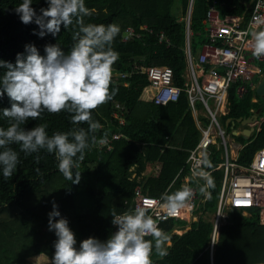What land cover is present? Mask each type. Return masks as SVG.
Masks as SVG:
<instances>
[{
    "label": "trees",
    "instance_id": "16d2710c",
    "mask_svg": "<svg viewBox=\"0 0 264 264\" xmlns=\"http://www.w3.org/2000/svg\"><path fill=\"white\" fill-rule=\"evenodd\" d=\"M210 1L194 0L192 28L194 35H199L195 49L202 44L200 25ZM218 1L225 6L223 15L240 14L246 9L245 5L231 9L235 0ZM22 2L0 0V60L15 64L17 54H25L26 45H34L41 55L46 54L45 46L50 44H58L68 53L73 45L72 29L65 30L61 26L56 36L50 33L39 36L40 29L34 22L28 25L21 22L16 8ZM174 3L175 0H85L91 12L85 23L120 27L112 45L119 54L113 65L112 86L117 90L116 95L92 113L101 129L96 133L97 143L86 150L78 184L63 177L54 154L42 150L25 156L18 145H12L19 152L20 164L8 180L0 170V264H52L57 240L55 232L49 230L53 202L61 217L67 219L79 248L85 239L106 241L117 231L111 213L113 209L117 214L132 211L138 188L159 196L182 170L188 149L198 143L200 131L186 94L183 93L177 102L157 105L154 100L157 87L150 83L147 75L149 66L168 65L174 70L176 83L184 84L181 73L185 67V23L173 13ZM181 3L186 13L190 0ZM47 6L46 0H33L32 3L37 15ZM143 25L149 30L143 29ZM128 27L142 37L126 38L124 32ZM161 31L170 38L171 45L159 43L156 34ZM4 72L5 69L0 68V76ZM122 74L126 77L123 78ZM255 95L250 92L247 97L239 98L232 92L229 117H248L252 114L251 108L262 107L259 97V102L251 101ZM10 107L11 102L5 93L0 98V126H8L2 109ZM39 124L48 125L49 136L75 127H88L87 124L73 125L70 114L65 112H45L42 119L29 120L24 127L30 130ZM105 132L107 141L113 146L110 150L106 146L99 148V140L104 138ZM262 151L264 126L243 149L240 161L249 164L256 153L252 164L257 168ZM37 155L39 163L36 162ZM155 167L158 169L156 174L153 173ZM151 168H154L152 176L139 178ZM133 173L138 177L132 178ZM220 174L216 173L210 198L204 205L205 212L210 214L217 207ZM179 189L180 181L171 193ZM87 208L90 210L85 211ZM250 213L246 216L241 210L230 211V222L221 227L213 251V222L208 217L193 222L183 234L173 233V229L177 225L185 227L186 221L170 219L160 223L159 228L169 235L172 244L166 248L168 254L165 257L153 254V264H264V223L260 221L258 210Z\"/></svg>",
    "mask_w": 264,
    "mask_h": 264
},
{
    "label": "clouds",
    "instance_id": "9594fccd",
    "mask_svg": "<svg viewBox=\"0 0 264 264\" xmlns=\"http://www.w3.org/2000/svg\"><path fill=\"white\" fill-rule=\"evenodd\" d=\"M33 0H23L16 8L21 22L35 23L43 37L46 33L56 36L61 26L72 29L73 45L66 53L58 45H46L41 55L34 45H26L25 54H17L15 64L0 60L5 72L0 76V98L5 93L10 108L2 109L8 126H0V170L5 180L11 179L20 164L18 145L25 156L42 150L54 154L58 170L66 180L78 184L81 180V163L86 150L97 143L96 133L101 129L92 113L110 102L116 95L113 88V65L119 54L112 47L120 33L116 24L85 23L91 12L85 0H46L47 8L37 15ZM253 55L264 57V31L253 33ZM70 114L73 125L87 124V129L75 127L68 132H55L49 136L47 124L30 130L24 126L29 120H40L43 114ZM107 143V133L99 140ZM40 157L36 156L39 163ZM39 172V169H37ZM213 185L209 178L200 192L210 196L207 188ZM194 195L193 189L184 186L162 195L170 211L185 208ZM53 202L49 213V230L57 240L52 264H153L152 256L163 258L169 235L159 228L149 210L138 207L133 211L111 213L117 231L106 241L88 238L76 247L75 234L67 219L61 217ZM60 217L59 219H55ZM152 239H146V237Z\"/></svg>",
    "mask_w": 264,
    "mask_h": 264
},
{
    "label": "built area",
    "instance_id": "2783aa9c",
    "mask_svg": "<svg viewBox=\"0 0 264 264\" xmlns=\"http://www.w3.org/2000/svg\"><path fill=\"white\" fill-rule=\"evenodd\" d=\"M219 1L207 3V14L203 21L206 24L202 34V44L199 53L194 52V31L192 16L194 0H190L188 11L181 12L178 19L185 23L186 48L185 70L181 74L183 85H178L175 73L168 65H152L147 68L150 83L157 87L155 103L166 106L177 102L183 93L186 94L189 109L200 131L198 143L188 149V157L182 170L161 195H151L137 189L134 209L143 207L149 210V215L155 222L160 223L174 219L189 223L207 217L204 205L210 196L200 192L206 186L207 179L212 181L220 172V192L215 211L209 220L213 222L211 247L214 250L222 226L230 222V211L241 210L251 215V210H258L260 221L264 223V170L240 161L243 149L253 141L264 126V105L259 109L251 108V115L257 119L243 126L239 123L242 118L229 117L232 107L231 93L239 98L247 97L250 92L256 93L258 83L264 77V70L259 64L264 63V57L253 55V33L264 31V0H251L244 3L246 9L240 14H222L218 7ZM237 6L234 4L233 8ZM144 29H148L147 26ZM149 30V29H148ZM127 37H142L132 27L126 29ZM150 33L153 31L150 30ZM170 39L164 32L160 40ZM123 78L125 74L121 75ZM127 84L126 81L123 82ZM259 96H252V102H259ZM264 101V100H262ZM117 107H120L117 104ZM115 117L119 114L114 113ZM123 122V121H122ZM237 124L242 128L238 129ZM245 127L252 128L246 143L235 142L233 136H243ZM244 137V136H243ZM107 149L113 146L108 141ZM256 154V153H255ZM255 156V155H254ZM187 171L184 172V170ZM158 170L153 171L156 174ZM145 172L142 177H147ZM136 174V173H135ZM180 181V189L187 186L194 191L189 204L180 210L170 211L162 199L165 193L171 194L176 183ZM210 188H207L210 193ZM133 209V210H134ZM132 210V211H133ZM186 225V226H187ZM185 227L176 226L173 233L183 234L188 231ZM191 228V227H190Z\"/></svg>",
    "mask_w": 264,
    "mask_h": 264
},
{
    "label": "rangeland",
    "instance_id": "374dc122",
    "mask_svg": "<svg viewBox=\"0 0 264 264\" xmlns=\"http://www.w3.org/2000/svg\"><path fill=\"white\" fill-rule=\"evenodd\" d=\"M182 0H175V3H174V5H173V13L174 14H176V15H179L180 14V12L182 11L183 12V9H182ZM180 16H181V14H180ZM205 27H206V24H204V23H202L201 25H200V29H201V34H203L204 33V31H205ZM194 44H197V42H198V40H199V35H196L194 38ZM199 46V45H198ZM201 48V46H199L198 47V49H200ZM260 65V67L264 70V63H262V64H259ZM261 102H263V101H261ZM263 105H264V102H263ZM237 128L239 129H241L242 128V126H241V124H237ZM232 138H234L235 139V142H238V143H240V144H244V143H246V141H247V139H244V138H242L241 136H233L232 135ZM99 147H101L100 145H99ZM258 161H259V168L261 169V170H264V151H262V152H260V155H259V157H258ZM146 178V177H145ZM90 210V208H87L85 211H89ZM245 215H246V213H244ZM208 216L210 217L211 215H210V213H208ZM207 216V217H208ZM246 216H249V215H246ZM191 225H192V223H189L187 226H186V229H190V227H191ZM179 234V233H178ZM172 244V242L169 240L168 242H167V244L165 245V247L167 248L169 245H171Z\"/></svg>",
    "mask_w": 264,
    "mask_h": 264
},
{
    "label": "crops",
    "instance_id": "0c3cea01",
    "mask_svg": "<svg viewBox=\"0 0 264 264\" xmlns=\"http://www.w3.org/2000/svg\"><path fill=\"white\" fill-rule=\"evenodd\" d=\"M250 1L251 0H249V1H246V0H235V2H233V4L231 5V9H238L239 7H241L242 5H244V3H250ZM219 3H221V2H219ZM236 5L237 7L236 8H233V5ZM182 7V9H183V12H184V8H183V5L181 6ZM218 7H219V9L222 11L223 10V8L225 9V6L223 7L222 5H218ZM182 12V11H181ZM180 12V13H181ZM176 15V14H175ZM177 16V18L178 17H180V14L179 15H176ZM145 26H147V25H143L142 26V28L144 29V27ZM147 28H148V26H147ZM153 31V30H152ZM162 33V31L161 32H159V33H157L156 34V37H157V40L159 41V43H163V44H167V45H171V40H170V42L168 43L167 41H166V39H163L162 41L160 40V34ZM202 36V35H201ZM169 38V37H168ZM170 39V38H169ZM196 44H193V48H194V52L197 54V53H199V51H200V49H198V47L195 49V46ZM185 48H186V31H185V45H184V48H183V50L185 51ZM184 57H185V55H184ZM185 59V58H184ZM185 66H186V63H185ZM184 70H185V67H184ZM184 72V71H183ZM182 72V73H183ZM181 73V74H182ZM264 102V101H263ZM244 138V137H243ZM251 143V142H250ZM101 147H99V148H102L103 146L101 145V144H99ZM255 155V154H254ZM254 157V156H253ZM253 159V158H252ZM132 170H133V168H132ZM154 170V168H151L149 171H148V169L147 170H145L144 172V174H146V176H147V178L148 177H150V176H152L151 175V173H152V171ZM155 170H158V169H156V167H155ZM133 177H138L137 176V174H135V173H133L132 174V178Z\"/></svg>",
    "mask_w": 264,
    "mask_h": 264
},
{
    "label": "water",
    "instance_id": "95a60500",
    "mask_svg": "<svg viewBox=\"0 0 264 264\" xmlns=\"http://www.w3.org/2000/svg\"><path fill=\"white\" fill-rule=\"evenodd\" d=\"M124 35L127 36V32H124ZM256 93L259 96V98L261 100H264V77L261 79V81L258 83L257 88H256ZM255 119H257V115L253 114L252 116L248 117V118H242L239 120V123H241L243 126H246L248 123H252V121H254ZM252 128H248L245 127L243 130V136L244 139H248L250 133L252 132Z\"/></svg>",
    "mask_w": 264,
    "mask_h": 264
},
{
    "label": "bare ground",
    "instance_id": "6f19581e",
    "mask_svg": "<svg viewBox=\"0 0 264 264\" xmlns=\"http://www.w3.org/2000/svg\"><path fill=\"white\" fill-rule=\"evenodd\" d=\"M257 168L260 169L259 166Z\"/></svg>",
    "mask_w": 264,
    "mask_h": 264
}]
</instances>
